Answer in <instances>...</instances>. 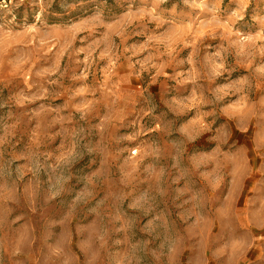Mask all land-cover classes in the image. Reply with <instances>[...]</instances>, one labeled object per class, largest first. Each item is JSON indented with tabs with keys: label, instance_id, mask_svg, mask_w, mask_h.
I'll return each mask as SVG.
<instances>
[{
	"label": "rangeland",
	"instance_id": "obj_1",
	"mask_svg": "<svg viewBox=\"0 0 264 264\" xmlns=\"http://www.w3.org/2000/svg\"><path fill=\"white\" fill-rule=\"evenodd\" d=\"M0 264H264V0H0Z\"/></svg>",
	"mask_w": 264,
	"mask_h": 264
}]
</instances>
